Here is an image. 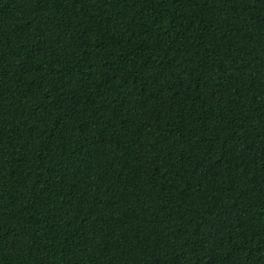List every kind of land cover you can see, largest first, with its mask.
<instances>
[{
    "label": "trees",
    "instance_id": "16d2710c",
    "mask_svg": "<svg viewBox=\"0 0 264 264\" xmlns=\"http://www.w3.org/2000/svg\"><path fill=\"white\" fill-rule=\"evenodd\" d=\"M0 264H264V0H0Z\"/></svg>",
    "mask_w": 264,
    "mask_h": 264
}]
</instances>
